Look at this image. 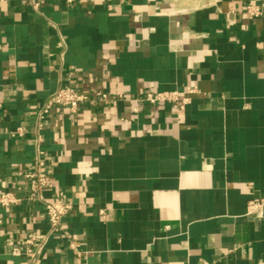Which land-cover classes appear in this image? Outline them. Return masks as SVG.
Returning <instances> with one entry per match:
<instances>
[{
    "label": "crops",
    "instance_id": "1",
    "mask_svg": "<svg viewBox=\"0 0 264 264\" xmlns=\"http://www.w3.org/2000/svg\"><path fill=\"white\" fill-rule=\"evenodd\" d=\"M264 0H0V192L24 187L35 111L59 86L89 98L53 108L41 132L51 188L72 211L37 264H264ZM194 89L187 94V89ZM177 92L182 111L148 94ZM107 94L109 99L101 101ZM99 210H106L102 220ZM41 204L0 208V264L45 234Z\"/></svg>",
    "mask_w": 264,
    "mask_h": 264
},
{
    "label": "built area",
    "instance_id": "2",
    "mask_svg": "<svg viewBox=\"0 0 264 264\" xmlns=\"http://www.w3.org/2000/svg\"><path fill=\"white\" fill-rule=\"evenodd\" d=\"M67 5L72 4L75 0H64ZM23 6L29 7L34 12H38L42 0H21ZM264 14V4L249 5L244 10V15L248 18H258ZM194 89H187L186 93H193ZM177 92H162L158 94H148L144 101L149 104L157 102L173 103V107L182 111L186 100L179 101ZM109 99L107 94L100 96L101 101ZM89 103V98L81 94L78 89L70 86H59L47 100L34 113L32 120V132L30 133L24 127H18L14 130H8L7 136L11 139H21L31 135L35 148V156L31 169L24 175L26 185L17 188L16 192H0V208L6 209L15 205L34 203L41 204L45 220L47 222V232L45 234L28 233L22 240L16 241L11 247L10 252L13 256H23L29 264H37L43 250L52 235H58L61 239L69 241L70 235L62 230L61 222L72 211V205L64 199L48 201L43 197V192L53 185V178L50 174L45 153L41 148L42 135L41 132L48 124V120L53 108H62L70 115H76L84 106ZM264 200L249 202L247 207V215L256 218L263 216ZM102 220L108 218L106 210L98 212ZM87 264V263H83Z\"/></svg>",
    "mask_w": 264,
    "mask_h": 264
}]
</instances>
